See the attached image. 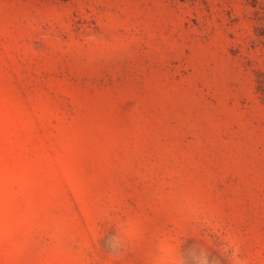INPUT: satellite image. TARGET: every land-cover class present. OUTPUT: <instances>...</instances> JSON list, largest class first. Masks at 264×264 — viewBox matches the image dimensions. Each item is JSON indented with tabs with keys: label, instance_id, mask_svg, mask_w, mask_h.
I'll return each instance as SVG.
<instances>
[{
	"label": "rangeland",
	"instance_id": "1",
	"mask_svg": "<svg viewBox=\"0 0 264 264\" xmlns=\"http://www.w3.org/2000/svg\"><path fill=\"white\" fill-rule=\"evenodd\" d=\"M218 228L264 264V0H0V264H230Z\"/></svg>",
	"mask_w": 264,
	"mask_h": 264
},
{
	"label": "clouds",
	"instance_id": "2",
	"mask_svg": "<svg viewBox=\"0 0 264 264\" xmlns=\"http://www.w3.org/2000/svg\"><path fill=\"white\" fill-rule=\"evenodd\" d=\"M118 234L108 241V248L114 256H118L126 245L137 243L142 239V227L138 218L129 217L118 224ZM219 236L218 251L226 256L230 264H242L240 246L233 235L215 230ZM206 241V246L193 247L185 253L183 241L170 231H160L155 238L153 250L148 254L149 264H211L208 248L214 246L207 236H197Z\"/></svg>",
	"mask_w": 264,
	"mask_h": 264
},
{
	"label": "trees",
	"instance_id": "3",
	"mask_svg": "<svg viewBox=\"0 0 264 264\" xmlns=\"http://www.w3.org/2000/svg\"><path fill=\"white\" fill-rule=\"evenodd\" d=\"M63 1H67V0H63Z\"/></svg>",
	"mask_w": 264,
	"mask_h": 264
}]
</instances>
